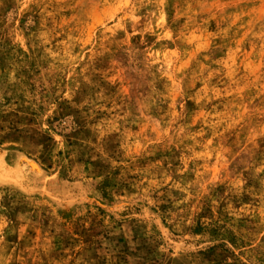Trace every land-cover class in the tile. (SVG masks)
I'll use <instances>...</instances> for the list:
<instances>
[{
	"label": "rangeland",
	"instance_id": "obj_1",
	"mask_svg": "<svg viewBox=\"0 0 264 264\" xmlns=\"http://www.w3.org/2000/svg\"><path fill=\"white\" fill-rule=\"evenodd\" d=\"M0 264H264V0H0Z\"/></svg>",
	"mask_w": 264,
	"mask_h": 264
},
{
	"label": "bare ground",
	"instance_id": "obj_2",
	"mask_svg": "<svg viewBox=\"0 0 264 264\" xmlns=\"http://www.w3.org/2000/svg\"><path fill=\"white\" fill-rule=\"evenodd\" d=\"M30 162H31V161H30ZM32 163H33V162H32ZM28 164H29V163H28ZM33 165H34V164H33ZM32 167H33V166H32ZM32 167H31V168H32Z\"/></svg>",
	"mask_w": 264,
	"mask_h": 264
}]
</instances>
